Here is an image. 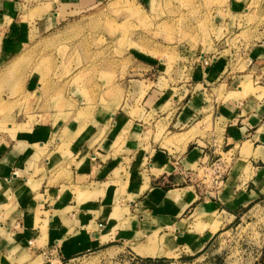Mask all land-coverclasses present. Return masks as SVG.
Here are the masks:
<instances>
[{
    "label": "crops",
    "instance_id": "obj_1",
    "mask_svg": "<svg viewBox=\"0 0 264 264\" xmlns=\"http://www.w3.org/2000/svg\"><path fill=\"white\" fill-rule=\"evenodd\" d=\"M94 1L0 0V22L20 15L19 7L36 8L39 32ZM21 20L10 21L11 37ZM192 54L166 89L148 79L136 98L147 80L135 79L134 98L110 111L93 109L84 122L73 108L63 124L46 115L0 131V264H40L47 254L60 264L124 248L138 259L129 264H156L158 257L161 264H191L240 209L264 200V34L245 50L243 69L220 55L202 63L205 53ZM160 130L169 131L165 143L156 138ZM228 150L217 193L200 181L198 164Z\"/></svg>",
    "mask_w": 264,
    "mask_h": 264
},
{
    "label": "rangeland",
    "instance_id": "obj_2",
    "mask_svg": "<svg viewBox=\"0 0 264 264\" xmlns=\"http://www.w3.org/2000/svg\"><path fill=\"white\" fill-rule=\"evenodd\" d=\"M233 4L238 7L234 12ZM35 10L22 12L19 7L20 15L0 22L8 40L0 43V131L30 127L46 115L54 125L63 124L73 108L79 109L77 119L84 122L83 116L94 115L93 109L110 111L122 99L134 98L129 90L135 79L147 80L145 85L140 80L136 98L149 80L158 79V87L166 89L167 81L179 79L185 55L197 51L206 59L223 56L232 67L243 69L245 50L264 34V0H95L39 32L32 24ZM16 18L24 24L11 37L15 30L9 24ZM168 90L165 101L172 95ZM208 127L205 121L201 133ZM161 132L156 138L162 135L165 143L169 131ZM230 154L231 150L221 152L226 162ZM208 181L207 174L204 183ZM222 185L223 181L214 188L217 193ZM217 193L211 192L213 198ZM263 246L264 200L244 213L240 209L191 264H264L258 261ZM56 261L47 254L40 264ZM134 262L135 254L124 248L85 253L60 264Z\"/></svg>",
    "mask_w": 264,
    "mask_h": 264
},
{
    "label": "built area",
    "instance_id": "obj_3",
    "mask_svg": "<svg viewBox=\"0 0 264 264\" xmlns=\"http://www.w3.org/2000/svg\"><path fill=\"white\" fill-rule=\"evenodd\" d=\"M198 59L202 63L207 62V59L202 56H198ZM225 158V156H218L199 162L198 169L202 171V174H199L200 181L204 182L207 174L209 177L207 187L214 189L223 181L224 173L229 163L228 161L226 162Z\"/></svg>",
    "mask_w": 264,
    "mask_h": 264
},
{
    "label": "trees",
    "instance_id": "obj_4",
    "mask_svg": "<svg viewBox=\"0 0 264 264\" xmlns=\"http://www.w3.org/2000/svg\"><path fill=\"white\" fill-rule=\"evenodd\" d=\"M143 259L146 260V261L152 260V258H151V257H148V256L143 257ZM163 259H165V258H163V257H158L157 259H155V260L157 261L156 264H161ZM258 261L264 263V247L262 248V252H261V254L259 255V259H258Z\"/></svg>",
    "mask_w": 264,
    "mask_h": 264
}]
</instances>
